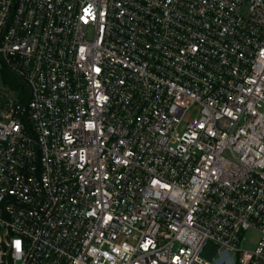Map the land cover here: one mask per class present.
Returning <instances> with one entry per match:
<instances>
[{
	"label": "built area",
	"instance_id": "obj_1",
	"mask_svg": "<svg viewBox=\"0 0 264 264\" xmlns=\"http://www.w3.org/2000/svg\"><path fill=\"white\" fill-rule=\"evenodd\" d=\"M5 67L0 264H264V0H0Z\"/></svg>",
	"mask_w": 264,
	"mask_h": 264
},
{
	"label": "rangeland",
	"instance_id": "obj_2",
	"mask_svg": "<svg viewBox=\"0 0 264 264\" xmlns=\"http://www.w3.org/2000/svg\"><path fill=\"white\" fill-rule=\"evenodd\" d=\"M3 74L2 71H0V86H3L4 81H3ZM197 113V109H193L191 115L194 116ZM260 236V233L258 230L254 229V228H250L247 229L243 235H242V239L240 242V247L243 249H248V250H252L255 248L257 240ZM218 257V253H216L214 255V257H205V260H208L210 262H214V259ZM193 264H202V263H198V262H194Z\"/></svg>",
	"mask_w": 264,
	"mask_h": 264
},
{
	"label": "trees",
	"instance_id": "obj_3",
	"mask_svg": "<svg viewBox=\"0 0 264 264\" xmlns=\"http://www.w3.org/2000/svg\"><path fill=\"white\" fill-rule=\"evenodd\" d=\"M2 74L4 79L3 81L13 89L21 88L22 89L21 98L26 99L28 92L27 86L24 83L20 82L17 76L7 67L3 68Z\"/></svg>",
	"mask_w": 264,
	"mask_h": 264
},
{
	"label": "snow or ice",
	"instance_id": "obj_4",
	"mask_svg": "<svg viewBox=\"0 0 264 264\" xmlns=\"http://www.w3.org/2000/svg\"><path fill=\"white\" fill-rule=\"evenodd\" d=\"M16 246H17V248L19 249V242H17Z\"/></svg>",
	"mask_w": 264,
	"mask_h": 264
}]
</instances>
